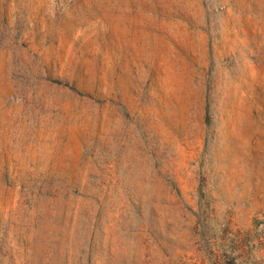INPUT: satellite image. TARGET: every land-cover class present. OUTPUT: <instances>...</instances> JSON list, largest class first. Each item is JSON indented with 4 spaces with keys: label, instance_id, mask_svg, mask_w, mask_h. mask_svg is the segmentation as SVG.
Segmentation results:
<instances>
[{
    "label": "rangeland",
    "instance_id": "obj_1",
    "mask_svg": "<svg viewBox=\"0 0 264 264\" xmlns=\"http://www.w3.org/2000/svg\"><path fill=\"white\" fill-rule=\"evenodd\" d=\"M0 264H264V0H0Z\"/></svg>",
    "mask_w": 264,
    "mask_h": 264
}]
</instances>
